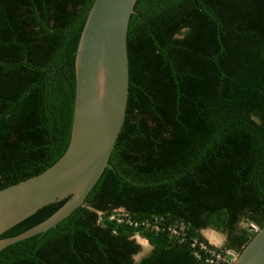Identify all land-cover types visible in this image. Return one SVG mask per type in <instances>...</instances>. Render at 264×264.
<instances>
[{
  "label": "trees",
  "instance_id": "16d2710c",
  "mask_svg": "<svg viewBox=\"0 0 264 264\" xmlns=\"http://www.w3.org/2000/svg\"><path fill=\"white\" fill-rule=\"evenodd\" d=\"M93 2L0 0V190L67 148L75 51ZM133 11L109 168L54 227L0 250V264H205L193 238L230 259L254 236L249 224L264 225V0H135ZM68 198L0 239L43 222ZM178 223L184 236H169ZM204 229L222 234L221 246ZM135 234L150 246L137 262Z\"/></svg>",
  "mask_w": 264,
  "mask_h": 264
},
{
  "label": "water",
  "instance_id": "95a60500",
  "mask_svg": "<svg viewBox=\"0 0 264 264\" xmlns=\"http://www.w3.org/2000/svg\"><path fill=\"white\" fill-rule=\"evenodd\" d=\"M134 2L94 0L89 9L75 51L69 143L50 167L0 190V235L42 206L69 198L43 222L0 239V250L54 227L82 204L102 170L109 168L126 107V31ZM232 264H264V225Z\"/></svg>",
  "mask_w": 264,
  "mask_h": 264
},
{
  "label": "built area",
  "instance_id": "2783aa9c",
  "mask_svg": "<svg viewBox=\"0 0 264 264\" xmlns=\"http://www.w3.org/2000/svg\"><path fill=\"white\" fill-rule=\"evenodd\" d=\"M121 221L122 220H117V222H121ZM126 223L128 225H133V226L135 225V223H132V222H126ZM249 227L254 232L257 231V229L254 225L249 224ZM184 229H185V226L181 223H178L174 227L167 228V232H168L169 236H171V237L184 236V234H185ZM190 247L193 248V250H194L193 256L196 259L203 258V254L205 255V258L203 261L205 264H232L233 257L230 256L231 257L230 259H226L225 257L220 255L219 253L209 249L205 243H203L201 241H197L196 238H193L191 240ZM200 251H202V254L199 253Z\"/></svg>",
  "mask_w": 264,
  "mask_h": 264
},
{
  "label": "rangeland",
  "instance_id": "374dc122",
  "mask_svg": "<svg viewBox=\"0 0 264 264\" xmlns=\"http://www.w3.org/2000/svg\"><path fill=\"white\" fill-rule=\"evenodd\" d=\"M120 216V215H118ZM114 218H118V220H120L121 217H116V216H113ZM240 226H245L243 223L240 224ZM250 228V227H249ZM200 233L202 234V236H204L205 238H209V240H211L215 246H221L222 242H223V239H224V236L220 233H216L215 231L211 230V229H204L202 231H200ZM143 239L140 238V236L138 235H134V241L137 242L139 245H140V252L136 255L133 256V261L134 262H137L138 259L146 254L148 251H149V246L147 245V243L144 241H142ZM231 257H233V260L235 259V257L237 256L236 254H233V253H230Z\"/></svg>",
  "mask_w": 264,
  "mask_h": 264
},
{
  "label": "clouds",
  "instance_id": "9594fccd",
  "mask_svg": "<svg viewBox=\"0 0 264 264\" xmlns=\"http://www.w3.org/2000/svg\"><path fill=\"white\" fill-rule=\"evenodd\" d=\"M120 212H121V210H118V211H117V213H120ZM113 216H115V215L110 216V217H109V220H112V221H116V222H117L118 218H114ZM116 217H117V216H116ZM119 217H121L120 220H122V216L120 215ZM121 222H123V221H121ZM117 223H119V222H117ZM257 231H258V230H257ZM257 231H255V233H256ZM135 235H137V234H135ZM140 238H142V237H140ZM133 239H134V236H133ZM142 239H143V238H142ZM143 240L146 242L145 239H143ZM143 240H142V241H143ZM144 241H143V242H144ZM190 241H191V240H190ZM136 243H137V242H136ZM146 243H147V242H146ZM137 244H138V243H137ZM147 245H148V244H147ZM148 246H149V245H148ZM149 248H150V246H149Z\"/></svg>",
  "mask_w": 264,
  "mask_h": 264
},
{
  "label": "crops",
  "instance_id": "0c3cea01",
  "mask_svg": "<svg viewBox=\"0 0 264 264\" xmlns=\"http://www.w3.org/2000/svg\"><path fill=\"white\" fill-rule=\"evenodd\" d=\"M204 237V236H203ZM205 238V237H204ZM205 239H207V241L210 243V244H212V245H215L211 240H209V238H205Z\"/></svg>",
  "mask_w": 264,
  "mask_h": 264
}]
</instances>
